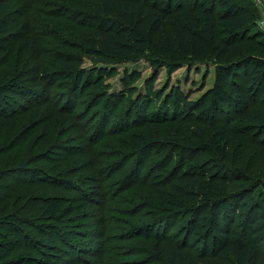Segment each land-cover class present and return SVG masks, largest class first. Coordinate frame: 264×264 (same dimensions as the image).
I'll use <instances>...</instances> for the list:
<instances>
[{
  "label": "trees",
  "instance_id": "trees-1",
  "mask_svg": "<svg viewBox=\"0 0 264 264\" xmlns=\"http://www.w3.org/2000/svg\"><path fill=\"white\" fill-rule=\"evenodd\" d=\"M190 1L193 7L186 6L188 0H70L71 5L61 3L62 0H0V51L8 54L14 51L15 43L13 39L7 40L13 36L21 19L38 18L43 8L52 7L50 18L70 19L77 14L82 18L80 23L88 27V36L82 39L90 41L85 48L95 54L96 65L133 63L144 57H148L157 69L166 66L172 71L200 63L215 64L213 85L199 98L189 99L180 88H173L160 107L139 110L134 105L117 114V120H112L118 101L112 106L110 95L96 84L105 67L91 70L83 67L84 53L79 49L61 48L55 53L52 58L57 68L53 72L51 67L45 70L52 81L57 80L59 86L65 85L63 92L56 93L60 99L53 103V110L60 112L53 119L56 132L65 121L61 113L71 117L80 91L94 85L96 96L90 99L92 105L86 116H91L89 126L94 127L95 122H99V129L91 128L89 132L96 139L92 141L96 144L94 147L63 142L61 147L55 148L64 151L71 147L73 154L88 157L81 161L75 156L74 162L62 168L53 182L65 185V176L77 174L88 175L92 182L99 179L100 189L91 192V201L98 203V211L94 214L96 209H92L83 216L93 219L92 224H87V230L70 226L66 233L53 223L68 219L70 207L63 206V195L43 200L29 216H15L8 224L0 218V264H29L14 256L13 240L8 239L24 226L47 233L38 239L39 245L63 253V256L77 249L72 245L78 237L87 243L89 235L103 238L99 248L93 251L89 250L93 243H88L90 246L86 250L79 248V254L72 256L68 264H121L106 237L113 230L112 213L116 211L113 203L119 195L134 187L143 188L140 197L145 199L144 207L156 212L150 219L135 218L134 223L127 222V236L119 239H132L138 246V241H147L150 247V250L135 247L128 252L127 255H143L128 264H150L160 258V264H194L198 254L210 257L208 264H255L264 260V173L254 178L240 170L237 177L242 178V182L236 178L235 185L227 179V182L218 181L217 174L210 172V157L206 156L214 152L222 161L221 171L230 174L231 166L227 164L230 152L242 142L240 136L235 135L236 140L230 143L229 129L223 119L234 113L239 128L260 134L264 143V30L259 26L257 15L249 11L247 0H205L203 4L198 0ZM243 9L248 10L243 12ZM13 11L17 14L9 19ZM2 58L0 63H6ZM6 73L0 72V91L8 87H15L11 89L17 91L21 86L13 78L20 77L19 71L15 67L8 77ZM244 76L247 80L242 83L240 79ZM0 106L8 110L10 105L0 97ZM92 108L95 109L92 111ZM47 112L50 110L44 111ZM121 134L129 138L127 144ZM105 138L108 139L104 143ZM27 139L24 137L20 142ZM101 147L106 150L99 152ZM7 151L0 147V156ZM144 152L148 155L143 157ZM51 153L43 150L21 160L17 167L27 175L26 184L50 183L52 177L31 164L48 161L52 166H59L68 161L62 154L52 156ZM185 153L191 154L190 158ZM102 157H108L109 162H103ZM149 157L154 158L148 161ZM10 161L15 158L0 163V180L8 181L12 177L13 170L6 168ZM188 162L189 166L184 169ZM142 171L144 176L140 177ZM152 176L155 180L149 182ZM115 177L118 185L114 189ZM77 179L70 178L67 185ZM121 183L126 186L116 191ZM257 187L260 188L255 191ZM8 197L2 196L0 201ZM73 200L78 199L74 197ZM134 201L136 198L130 202ZM180 216H188L181 226L190 228L189 234L181 239L173 234L168 236L169 227L176 225L175 218ZM94 224L97 230H89ZM46 225L53 226L46 232L43 228ZM204 225H207L205 232H200ZM202 234L208 236L207 244L200 240ZM55 239L70 248L57 245ZM210 245L215 250L211 254L208 253Z\"/></svg>",
  "mask_w": 264,
  "mask_h": 264
},
{
  "label": "rangeland",
  "instance_id": "rangeland-1",
  "mask_svg": "<svg viewBox=\"0 0 264 264\" xmlns=\"http://www.w3.org/2000/svg\"><path fill=\"white\" fill-rule=\"evenodd\" d=\"M204 1L205 0H198V3L200 2V4H203ZM247 2L250 4L249 11L255 13L260 22L263 8L256 5L254 0H247ZM61 3L71 5L70 0H62ZM74 3H77V1H74ZM80 4L83 5V1H81ZM186 6L193 7V4L188 0ZM50 8L52 7L43 8L38 18H22L20 24L15 28L13 36L7 40L10 41L13 39L12 41L15 43L14 51L10 54L0 51V58L3 56L2 59L6 61V63H0L3 64L0 66V72H7L5 77H8V73L10 74L13 68L16 67L20 77L18 79H13L21 86L17 91L11 89L15 87H8L5 91H0V97L6 104L10 105L8 110L0 106V147L4 150H8L3 156H0V163L5 164L6 161L13 157L15 158V161H10L11 163L6 165V168L9 167L10 170H13L11 173L12 177L9 178L8 181L0 180V198L2 196H9L6 200L0 201V212H3L0 214V218L8 224L7 222L9 220H14L16 218L15 216H29L37 209L43 200L49 198L54 199L53 195H63V206L70 207V211H68V215H66L68 219L54 221L53 223L55 225L57 224L60 228L59 230L65 233L66 229H69L70 226L84 231L88 229V223H93V219H88L83 216L89 213L90 210L98 207V203L91 201L93 198L91 192L93 189H100V187L97 186L100 180L98 179V181L92 182L88 175L77 174L69 175V177L65 176L63 178L65 185H55L53 182L57 178L55 176L59 174L62 168L72 164L74 162V157L78 156L72 153L71 147H67L64 151L62 149L56 150L55 148L61 147L63 142L67 145L75 143L82 147L87 146V148L96 145L92 144V141L96 139H94L92 134L89 135V132L91 128L94 130L99 129V122H95L94 127H90L88 122L91 116H86V112L88 108L91 107L92 103L90 99L96 96L95 92L97 90L95 91L94 85L86 91H80L81 95L73 115L68 117V114L63 115V113H61L62 120L65 117V121L62 126L60 125V135H57L59 130L56 132L53 119L58 116L60 112L58 113L53 110V103L60 99L56 93L63 92L65 85L62 84V86H59L58 81H52L46 73L45 68L48 69L51 67L50 70L52 72L57 68L53 62V55L61 48L66 50L79 49L84 53L83 67L90 70L97 66L102 68L105 67L102 72L100 71L96 84L103 92H107H104L105 94L110 95L112 106H115V102L118 101L116 104L117 112L115 113V117H112V120H117V114H121L122 110L132 108L134 105L139 107V110L148 106L152 109V106L157 107L161 105V101L164 99L165 95H168L173 88H180L185 94H188L187 97L189 99L199 98L213 85L215 79V64L212 62L200 63L194 67L184 66L172 71L166 66L157 69L148 57H144L133 63L96 65L93 61L95 54L91 49L85 48L90 41L82 39L83 36H88V27L80 23L82 18H80L78 14V17L73 15L70 19L66 17L50 18ZM194 8H196L195 4ZM246 10L248 9H243L242 11L246 12ZM16 14L17 12L13 11L8 18L12 19ZM259 26L264 30V27L261 26L260 23ZM246 80L247 78L245 76L240 79L242 83L246 82ZM61 104H63V101ZM46 109L50 110V112L44 113ZM94 109L95 108H92V111ZM223 120L229 129L228 137L230 143L236 140L235 135H239V141H241L242 144L240 147L230 152V159L227 162V164L231 166L230 174L221 171L222 161L218 155L214 152L206 153V156L210 157V172L217 174L218 181L223 180L227 182V179L230 180L228 183H233L234 185L236 184L234 178L238 179V182H242V178L237 177L240 170H245L247 174L254 178L263 176V137L260 134L255 135L253 130L239 128V120L236 113L224 117ZM125 136L126 135L121 134V139L124 143L129 139ZM24 137L28 138L27 141L20 142ZM107 139L108 138H105L103 142L105 143ZM35 142H38V144L35 145ZM43 150L47 152L52 151V156L62 154L64 157H68V161L59 166H52L48 161H40L31 164L30 166L33 168L36 166L44 169L47 172V176L52 177L49 179L50 183L41 182L40 184L33 185L26 184L27 175L23 169L17 166L20 165L19 163L23 158ZM102 150L106 149L104 147L98 148L99 152H103ZM185 154V156L190 158L191 154ZM147 155L148 152L142 153L143 157ZM79 156L78 158H80L81 161H84L88 157L87 155ZM153 158L154 157H149L148 161ZM102 160L106 163L109 162L108 157H102ZM189 162H192V159H190ZM189 162L184 166V169L189 166ZM162 171L163 170H160V172ZM142 176H144V171L140 174V177ZM70 178L78 179L73 181L71 185H67L69 184L68 180H70ZM148 180L149 182H153L155 179H153L152 176ZM117 185L118 180L117 177H115L112 188L115 189ZM121 186L123 187L122 183L116 191L120 190V188H122ZM259 188L260 187L255 188V191ZM26 190L31 191L27 194H19L20 191L26 192ZM109 191L111 193L114 192L111 188ZM142 191L143 188L134 187L119 195L116 198L117 202L112 205L114 210H116L112 213L113 230L109 231L106 238L108 246L110 248L113 246V251L117 252V255L114 254V256L121 264H128L130 260L143 256L142 254L127 255L131 250H135V247H142L144 250H150L149 242L147 241H138L140 247L135 245L136 241L132 239H119L122 236H124V238L127 236L125 235L127 222L133 221L134 223L135 218H142L143 220L150 219L154 212H156L150 207H144L145 203L143 201L145 199L140 197ZM136 192L137 194L135 195ZM74 197L78 200H73ZM133 198H136V201L130 202ZM138 208L141 210H136ZM97 211L98 209L94 211V214ZM70 216L73 217L71 218ZM187 218L188 216L176 217V221H174L176 225L169 227L168 236L173 234L175 237H178V239H181L184 235L189 234L190 228L187 230V227L181 226ZM45 222L47 221H40V223ZM46 226L47 227L43 228L47 232L49 228H52L50 226L53 225ZM96 227L98 226L94 224L89 230H97ZM206 228L207 225H204L200 232H205L204 230ZM56 230H58V228ZM3 232H6L5 229H3ZM45 234L47 233L40 229L24 226L23 230L19 233L9 235L8 239L13 240L14 256L22 260L24 259L25 261L23 262H29V264H68V260H70L72 256L79 254V248L86 250L85 248H89L87 246H90L88 243H93L91 244L92 249H89L93 251L95 248H99L98 245H101L99 244L100 242H103V238L100 239L97 235H89L86 237L90 239L88 243L87 241H83L81 237H78L75 239L76 243L72 245L76 246L77 249H71V255L63 256V253L60 254L58 251H53L39 245L38 239L42 238ZM200 236L202 237L200 240H205L207 244L208 236L204 237L203 234ZM55 243L61 247L65 246V249L70 248V245H66L58 239H55ZM214 251L212 245H210L208 253L211 254L214 253ZM198 255L199 257L194 264H208L207 262H209L210 257H203L202 254ZM83 256L86 257L87 255L83 253ZM89 258L93 257L90 256ZM156 258L159 257L156 255ZM160 259L150 264H160ZM255 264H264V260H259Z\"/></svg>",
  "mask_w": 264,
  "mask_h": 264
},
{
  "label": "built area",
  "instance_id": "built-area-1",
  "mask_svg": "<svg viewBox=\"0 0 264 264\" xmlns=\"http://www.w3.org/2000/svg\"><path fill=\"white\" fill-rule=\"evenodd\" d=\"M255 4L258 5L259 7H262L263 8V11H262V19L260 20V24L261 26L264 27V0H254Z\"/></svg>",
  "mask_w": 264,
  "mask_h": 264
}]
</instances>
